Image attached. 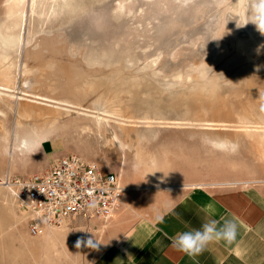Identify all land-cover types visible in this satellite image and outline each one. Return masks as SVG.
<instances>
[{
	"label": "rangeland",
	"instance_id": "374dc122",
	"mask_svg": "<svg viewBox=\"0 0 264 264\" xmlns=\"http://www.w3.org/2000/svg\"><path fill=\"white\" fill-rule=\"evenodd\" d=\"M248 3L0 0V178L76 154L152 218L189 191L164 188L264 184V35L243 26ZM3 186L0 224L11 211L26 242L50 238L28 234ZM102 223L52 228L99 242L87 264Z\"/></svg>",
	"mask_w": 264,
	"mask_h": 264
},
{
	"label": "crops",
	"instance_id": "0c3cea01",
	"mask_svg": "<svg viewBox=\"0 0 264 264\" xmlns=\"http://www.w3.org/2000/svg\"><path fill=\"white\" fill-rule=\"evenodd\" d=\"M216 185L220 189L214 192L193 191L196 186L164 188L189 191L156 214L162 221L152 218L151 212L138 210L135 197L127 193L131 187L125 186L121 206L101 224L104 248L87 264H264V184ZM208 204L213 205L210 218L225 217L237 223L236 240L230 245L222 240L211 242L194 257L174 249L169 237L200 229L208 218L201 208ZM132 214L140 216L133 219L129 217ZM8 215L11 222L0 224V238L7 234L11 240L0 241V264H78L79 256L83 258V246L75 247L78 236L70 225L68 229L49 227L50 238L26 242L18 224H14L15 216L11 211Z\"/></svg>",
	"mask_w": 264,
	"mask_h": 264
},
{
	"label": "built area",
	"instance_id": "2783aa9c",
	"mask_svg": "<svg viewBox=\"0 0 264 264\" xmlns=\"http://www.w3.org/2000/svg\"><path fill=\"white\" fill-rule=\"evenodd\" d=\"M0 182L27 210V232L43 234L75 219L104 221L120 207L124 189L116 175L76 154L54 158L43 170Z\"/></svg>",
	"mask_w": 264,
	"mask_h": 264
},
{
	"label": "clouds",
	"instance_id": "9594fccd",
	"mask_svg": "<svg viewBox=\"0 0 264 264\" xmlns=\"http://www.w3.org/2000/svg\"><path fill=\"white\" fill-rule=\"evenodd\" d=\"M248 23L255 25L257 31L264 35V0H249L247 22L243 26ZM260 48H264V44L260 45L257 51ZM258 99L261 101V111H264V96H259ZM201 211L205 212L208 218L205 219L200 229L177 232L174 236L169 237L171 246L174 249L190 257L200 254L211 242L222 240L230 245L236 240L238 226L234 220L225 217H221L219 220L210 218L213 214L212 204L205 205L201 208ZM157 219L162 221L163 218L157 217ZM185 227L188 228L189 226L185 223ZM82 246L98 249L99 242L91 236L87 238L79 237L75 242V247L80 249Z\"/></svg>",
	"mask_w": 264,
	"mask_h": 264
},
{
	"label": "bare ground",
	"instance_id": "6f19581e",
	"mask_svg": "<svg viewBox=\"0 0 264 264\" xmlns=\"http://www.w3.org/2000/svg\"><path fill=\"white\" fill-rule=\"evenodd\" d=\"M2 88V87H1ZM1 180H3L2 179V177H1ZM119 180V179H118ZM0 185L1 186H3L2 184H1V182H0ZM4 187V186H3ZM6 188V187H5ZM124 189V188H123ZM9 191V190H8ZM9 195H10V198H11V200H12V202H13V204H14V206L16 207V209H18V211H21L22 213H20L21 214V216L23 217V220H25L26 221V216H27V210L26 209H23V208H19V206L17 205V203L14 201V198H13V196H12V194L9 192ZM13 210V209H12ZM15 213V212H14ZM16 214H17V212H16ZM17 216V215H16ZM109 219V218H108ZM108 219H106V220H104L103 221V223L105 222V221H107ZM49 229V228H48Z\"/></svg>",
	"mask_w": 264,
	"mask_h": 264
}]
</instances>
